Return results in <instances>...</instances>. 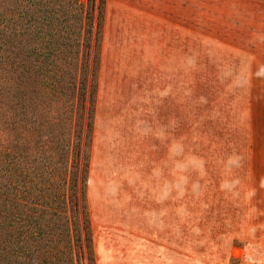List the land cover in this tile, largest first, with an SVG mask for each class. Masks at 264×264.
<instances>
[{
	"label": "rangeland",
	"instance_id": "374dc122",
	"mask_svg": "<svg viewBox=\"0 0 264 264\" xmlns=\"http://www.w3.org/2000/svg\"><path fill=\"white\" fill-rule=\"evenodd\" d=\"M220 20L264 0H106L96 264H264V57L222 50Z\"/></svg>",
	"mask_w": 264,
	"mask_h": 264
},
{
	"label": "trees",
	"instance_id": "16d2710c",
	"mask_svg": "<svg viewBox=\"0 0 264 264\" xmlns=\"http://www.w3.org/2000/svg\"><path fill=\"white\" fill-rule=\"evenodd\" d=\"M106 0H0V264H96Z\"/></svg>",
	"mask_w": 264,
	"mask_h": 264
},
{
	"label": "crops",
	"instance_id": "0c3cea01",
	"mask_svg": "<svg viewBox=\"0 0 264 264\" xmlns=\"http://www.w3.org/2000/svg\"><path fill=\"white\" fill-rule=\"evenodd\" d=\"M252 9V8H250ZM221 21V45L222 50L231 51L232 55L251 57H264V20H220ZM196 26V22L194 23ZM196 28L190 29L189 41L196 43ZM192 45V53L196 63V46ZM194 51V52H193ZM195 69V64L190 67ZM256 71V70H254ZM260 71H263L260 70Z\"/></svg>",
	"mask_w": 264,
	"mask_h": 264
}]
</instances>
